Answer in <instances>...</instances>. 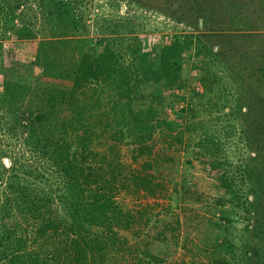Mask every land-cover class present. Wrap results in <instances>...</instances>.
<instances>
[{
	"label": "trees",
	"instance_id": "obj_1",
	"mask_svg": "<svg viewBox=\"0 0 264 264\" xmlns=\"http://www.w3.org/2000/svg\"><path fill=\"white\" fill-rule=\"evenodd\" d=\"M218 1L162 0L160 6L171 5L182 17L193 13L204 29L212 28V21L219 23L214 16L220 11V47L209 53L228 71L237 112V125L228 129L237 132L238 144L248 152L233 164L234 169L225 163L227 155L220 156L218 179L224 195L230 196L228 202L239 208L246 222L238 231V244L224 236L220 254H212L209 264H264V43L245 42L256 35L264 39V0ZM18 4V0L13 4L0 0V29L12 30L22 41L32 31L23 18L13 21ZM45 41L53 40L41 42ZM182 47L178 40L164 44L155 66H147L142 53L131 55L132 64L118 48L104 43L81 53L71 85L53 88L57 101L50 100L51 88L27 86L33 110H13L15 121L9 126L25 131V147L20 156L5 152L12 159L8 167L3 160L0 163V173L6 172L0 215L23 212L25 226L0 229V264H191L183 258L173 262L147 246L167 236L159 238V231L149 234L150 226H142L156 216L145 206L153 207L154 201L170 207L169 200L164 203L170 197L167 181L152 169L153 142L162 138L170 143L176 135L167 112L159 114L157 108L162 92L151 90L147 101L134 104L130 93L138 87L128 81L139 73L153 85L176 84ZM36 56L41 62L47 60L44 53ZM93 80L99 83L97 88ZM103 84L110 90H104ZM13 85L19 87L20 80L3 79L2 100ZM85 88L90 95L81 101ZM101 91H105L102 96ZM202 141L196 150L200 155L217 143L213 135ZM115 142L129 147L133 165L117 158L111 144ZM122 191L141 192L152 201L129 207L117 197ZM174 222L178 225L179 220ZM127 230L131 241L122 233Z\"/></svg>",
	"mask_w": 264,
	"mask_h": 264
},
{
	"label": "rangeland",
	"instance_id": "obj_2",
	"mask_svg": "<svg viewBox=\"0 0 264 264\" xmlns=\"http://www.w3.org/2000/svg\"><path fill=\"white\" fill-rule=\"evenodd\" d=\"M15 1L8 0V3L13 4ZM161 1L18 0L14 11L17 16L13 17V21L18 23L19 18L28 21L32 35L20 41L12 30L0 29V92L4 78L20 80L21 83L19 87H10L11 95L7 98L2 100L0 95V163L7 153L18 152L20 156L25 147L22 141L25 131L20 132L16 127L10 129L9 126L14 125L13 110L26 113L33 110V102L27 92L28 85L34 83L40 89L51 88L54 98L50 100L57 101L53 88H68L71 85L70 78L83 51L108 43L122 52L126 62L135 64L131 55L137 52L147 57V66H155L161 46L178 40L183 47L178 57L180 68L176 84L164 83L162 87L153 85L149 80L141 79L139 73L128 79L138 87L130 93L134 104L147 101L151 90L162 92L156 102L157 108L159 114L167 112L176 135L170 143L158 138L152 147V169L167 181L166 193L169 192L170 197H166L164 203L169 200L170 207L154 201L153 207L146 205L156 216L154 214L155 217L149 218V222L142 226H150L149 234L159 231V238L167 236L163 241L155 239L147 244L151 251L173 262L183 258L191 264H209L212 254H220V240H225L224 236L238 244V231L246 222L239 208L228 202L230 196L224 195L220 189V158L227 155L228 159H223L229 168L234 169L233 164H238L248 150L238 144L237 132L232 133V129H228L230 125H237L233 100L235 90L231 88L232 84L229 86L231 81L226 74L228 71L220 66V60L209 53V50L220 47V11L214 16L219 23L211 20L212 28L204 29L193 13H183L186 16L182 17L177 15L178 10L170 9L171 5H167L169 8L166 9L161 7ZM44 39L53 41L41 42ZM238 40L242 42L240 38ZM245 42L256 45L264 43V39L256 35ZM42 53L47 58L44 62L36 56ZM18 74L20 76L16 78ZM231 76L234 77V74ZM93 83L97 88L99 83L94 80ZM103 87L104 90H110L107 85ZM85 90L80 94L81 101L90 95V91ZM104 93L101 91L100 96ZM48 106L50 110L52 105ZM173 111L180 115H174ZM212 135L217 143L208 146L210 151L205 155L197 154L198 146L204 142L202 140ZM111 144L117 149V158L131 165L135 163L131 161L126 144ZM154 159L157 162L154 163ZM10 162L11 158L4 166L8 167ZM1 175L0 194L6 172ZM117 197L129 207L152 201L142 196L141 192L122 191ZM24 215L18 210L1 214L0 229H23ZM44 217L45 214L38 219ZM176 218L179 220L178 225L174 222ZM122 233L129 241L132 240L129 230Z\"/></svg>",
	"mask_w": 264,
	"mask_h": 264
},
{
	"label": "water",
	"instance_id": "obj_3",
	"mask_svg": "<svg viewBox=\"0 0 264 264\" xmlns=\"http://www.w3.org/2000/svg\"><path fill=\"white\" fill-rule=\"evenodd\" d=\"M3 162H4L5 165H7L8 164V158L7 157H3Z\"/></svg>",
	"mask_w": 264,
	"mask_h": 264
}]
</instances>
